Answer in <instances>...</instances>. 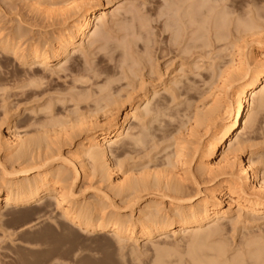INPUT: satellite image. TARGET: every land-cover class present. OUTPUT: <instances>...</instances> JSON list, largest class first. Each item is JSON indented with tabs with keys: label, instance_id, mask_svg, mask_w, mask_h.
<instances>
[{
	"label": "bare ground",
	"instance_id": "1",
	"mask_svg": "<svg viewBox=\"0 0 264 264\" xmlns=\"http://www.w3.org/2000/svg\"><path fill=\"white\" fill-rule=\"evenodd\" d=\"M43 1L44 0H42L41 3H43ZM165 1L167 6L166 4L164 5L166 8L161 12L163 15H160L161 19H165L163 22L164 30H162L167 33L169 32L171 39L169 45L165 43V48L161 50V56L162 53H174L175 51L172 52L173 47H178V50L180 47H198L194 44V41H196L195 37L198 35L195 37L193 35L192 37L189 30L191 27H196L202 23H197L199 20H194L195 16H198L196 15L198 14V11L202 12L204 9H207L211 12L214 6H212V9H209L210 6H207V4L209 5L213 0ZM125 2L126 1H124V3H116L115 0L65 1L64 5L66 7H63L66 8V16L68 18L66 17L61 31L58 32L54 38H51L52 40L49 38L50 36L48 37L50 40H47L45 37L47 43L44 42V45L30 44L29 46L27 45V48H24L25 43L22 44L21 42L27 34H25L26 32H20L21 30H19V28V31L16 29L15 33L5 38H2L0 32V50L4 52L5 57L9 55L21 63V65L23 64L24 66L31 68V70L33 69V77L28 75L32 78V81L35 80L36 77L39 78L37 76L38 71L40 72L42 70L45 71L48 68L50 69V67H52L51 64L53 63L59 64L60 69L65 70V67L69 64L68 58L79 55V53L84 54L86 50L91 49V47L95 45L94 43H99L95 42V40L99 35V31L102 30L101 28L106 25L104 22L107 21L106 19H108L110 14L115 17L120 9L129 4L128 1V3ZM253 2L255 1L253 0ZM253 2H250L249 4H253ZM17 4H19V2ZM17 4L14 6H17ZM213 5L215 4L213 3ZM9 6L12 8L13 5L11 6L9 4ZM9 6L7 5V7ZM41 6H43V4ZM216 7L213 10L217 9ZM232 7H228L227 5L223 6V11L221 9V13L218 11L220 16L215 18L218 19L215 22L213 21L215 20L213 19L214 16L211 17L214 22L212 24L214 44L218 42L226 43V47H234L239 56L233 61V66L230 68L229 73H226L227 79H225V83L223 82L224 85L226 84L225 87L229 85V88H227L230 90L232 88L234 90L233 93L236 99L235 110H232L230 104H228L230 109L227 107L226 111H235L232 119L228 121V123L217 128L219 121L224 122L226 119L223 117L224 120L219 119L222 115H218L220 117L218 118L219 121H217L216 118L218 116H215L216 113L214 109V106L216 105H212L213 107L211 106L213 109H209L211 107L208 106L207 109L204 106L206 108L205 110H200L201 108H198L199 110H195L196 112L192 115L190 114L191 116L189 118H191V122L188 121L191 124L189 128H185L189 125V122L185 127L181 125L187 130V133H184L185 129L180 127V130L174 135L175 140L173 151L170 155H166L167 157L165 156L166 158L164 157V160L161 159L159 161L160 164L155 165L153 163V167H150L151 164H141L142 166L139 165L140 167L135 165L125 166L127 162L124 164V162H122L123 160L121 162L116 160L125 155L129 156V154H138V149L145 147L147 129H143L146 131L145 133L137 127L139 130L138 132L135 130V124L137 122L132 124L133 121H138L139 124H142L146 121V118L152 116V114L160 117L169 112V110H167V104H165L166 102L163 100L166 95L164 97L158 96V91L156 92L154 88L152 90H149L150 88L148 89L147 78L149 81L157 82L160 81V78L162 79V77L154 78L155 74H158L156 73L158 70L156 71L154 69L155 65L153 66V63H149V61H151L150 59H147V61L145 58L142 62H139V59L137 60L138 57L135 59L134 57L137 55L133 56L135 50L132 47L123 46L124 49L122 48V50L124 51L117 47V49H120L123 54V58L120 57L124 61H120L122 62V65H119L122 70V77L133 76L135 77V80H138L136 79L138 75L135 71L137 69L135 68L142 65L141 71L144 72V70H147V73L141 76L142 78L140 77L141 80L139 78L140 82L134 88L135 90L132 92L130 91L131 93H128L124 100L120 98L117 92L119 99H111L113 94L110 92L107 96H102V101H104L105 104H103L104 102L102 103V101L98 102L100 100H97V102L94 101V106L87 103L88 106H86L89 109H93L90 112L87 108V111H89L86 112L87 114L84 112V115L79 114L77 115L78 117H74L75 119H73L71 118V115L74 111L70 109L71 114L69 115L70 117L68 119L70 120H68V122L62 121V118L56 120V117L53 114H51L53 116L47 115L48 113H46V110H49V108H46L45 106L46 110L43 112L46 111L45 115L51 118L47 116H45V118L47 117L45 120L36 118L37 120L33 122V125L38 127V130L35 129L38 135L35 134V137H29L28 134H24L25 136L18 134L15 124H12L13 122L8 123L10 118L8 119L7 115H5L4 118L2 117L3 119L0 121V172L2 171V174L0 173V217L2 216V211L33 210L35 212L45 211V213H49L51 208L54 209L55 214L57 213L58 221L62 227L67 230L72 229L80 234L89 235L90 237L93 235L94 237L95 235H102L107 237V239L109 238V240L116 241L120 246L128 245L133 251H135L134 249H137L136 251H138L140 247L146 248V246L148 247V245H151L152 248L153 246L154 251H156L154 254L156 253L157 255V257L155 255L156 259L154 260V264H264V154L258 155V152L256 151H259L260 148L257 150L258 145L254 144V141L257 139V136L260 135L264 125V33L262 34L263 31L261 30V27L260 30H258V26L255 22H252L253 20H251V23L249 22V25L248 23H245L248 22V19L242 20V15H240L241 20L240 18L238 19L239 22L235 21L237 23L236 25L233 23L235 31L231 32L229 30V32V26L227 29L226 25L227 18L225 19L224 17H227V15H230L233 12H231ZM48 9H50V7ZM196 9L198 11H196ZM65 10L62 9L61 13H64L63 11ZM247 11L245 12L247 13L246 15L253 14L254 17H256L257 12L254 10ZM214 13L216 14V12ZM210 14H208V16H210ZM157 16L159 15L157 14ZM21 18L23 17L20 16V19ZM205 18H207V16H205ZM203 21V24L205 25V19ZM56 22L58 21L56 20ZM153 22H155V20ZM230 24L228 23V25ZM201 25L202 24H200L198 28L201 29L203 27ZM133 28L134 27L132 26V31ZM135 32L134 34L137 33ZM125 33L127 34V32ZM141 34H143V32ZM129 38L126 40L128 41ZM103 39H106L105 36ZM230 39L232 40L230 41ZM228 40L230 42H228ZM113 44H111V46ZM254 45H256V47H254ZM104 48L106 49V46ZM99 49H103V47L98 48V50ZM105 49L103 50L105 51ZM146 49L147 51H145ZM188 49L187 51L190 50L191 52V49ZM145 50L144 52L146 53L151 52L148 47H145ZM144 52L142 51V53ZM106 55L107 54H105V56ZM111 56L113 57V55ZM111 56L109 59H111ZM145 56L147 57L146 54L144 57ZM205 60H207V58ZM112 61L114 62V60ZM125 65L127 67H125ZM116 66L114 67L116 68ZM51 72L54 71L51 70ZM85 72L89 74V71ZM96 72L98 73V71ZM224 75L225 74L222 73V76ZM144 78L146 80H144ZM109 79L110 78H108V80ZM125 79L126 78H124V81L128 82ZM116 80L118 81V78L115 79V81ZM39 81L40 80L38 79L33 81V86L39 87ZM124 81L120 82L124 83ZM107 82L108 81H106V86ZM110 84L112 83L110 82ZM232 84L237 85L236 87H233ZM84 85L83 87H85ZM101 85L104 84L101 83ZM176 85L177 84H175V86ZM95 86L96 84L94 87ZM175 86L174 88L165 86L164 90L167 94L171 95V98L173 96L174 99H177L179 94ZM111 87L112 86H110V88ZM128 88H126V90ZM185 88L183 89L186 91L189 89L193 90L188 84ZM106 89L104 90L106 91ZM183 89L182 91L180 90V92L183 93ZM81 90H83V88ZM92 93L89 92V94ZM185 93H189V91ZM233 93H230V91L227 93L228 98L229 94H232V98L230 96L232 102ZM60 95L58 98H60ZM94 96H97V93L96 95L94 94ZM73 98H75L73 99L76 108L74 112L75 114L80 112L78 109L79 106L83 104L82 102L86 103L87 100L90 101L91 99H89L88 96H86V99H81V96H79L78 99L74 95ZM34 101H37V99ZM215 102L214 104H216ZM66 103L67 102H65V104ZM228 103H230V101ZM48 105L49 103L47 106ZM50 105L52 106V109L53 105ZM221 106L216 108H220V110L217 111L218 113L222 109L225 110V107L221 109ZM142 107L145 109L142 110ZM19 108L20 107H18V109ZM3 110H5V108ZM81 111H83V109ZM248 112L249 115H247ZM99 113H104L105 116L107 114V118H105L107 120H104V122L98 121L97 115H99ZM35 114L36 113H34V115ZM225 115L228 117L227 114ZM7 123L10 124V126L8 125V135L4 134L2 131V128H4L2 126H4V124L7 125ZM29 127H31V125ZM181 129H184V131H181ZM204 136L208 139L207 141L203 140ZM80 137H82V139ZM77 138H80L81 140L76 142ZM68 145L75 147V151L70 153V156H67L64 151V148H67ZM256 155L258 156L255 157ZM112 158H116L115 161L117 162L114 163V159ZM132 159L134 160L135 158ZM88 162L91 164L92 170H94V172L92 171L94 173L93 175L99 177L100 181L98 180V183L102 182L106 184L107 187H99L93 200L91 198L92 201L89 200L90 202H83L79 201V194L75 189L80 179H83V181L89 180L90 174L88 175V169L91 170V166L89 167ZM158 166H161L162 169L158 168ZM136 167L139 168L136 169ZM155 167L158 168V170ZM117 170L124 171H122L123 176L121 180H117L115 177ZM55 220L57 222V219ZM254 226H256L255 228L263 227L262 229L259 228L260 232H258V229L256 231L254 230L256 233L253 231L244 232V230L248 231ZM179 237L182 238L183 241L181 239L180 242H178V245H175L178 249L175 248V251L173 252L170 248H168L170 249L169 251L167 248L164 250L163 247L161 248L159 246L161 243L174 238L178 239ZM24 243L26 244V242ZM179 243H182V245H179ZM179 248L183 251H180ZM176 250H179V252H176ZM174 252L176 254H174Z\"/></svg>",
	"mask_w": 264,
	"mask_h": 264
},
{
	"label": "rangeland",
	"instance_id": "2",
	"mask_svg": "<svg viewBox=\"0 0 264 264\" xmlns=\"http://www.w3.org/2000/svg\"><path fill=\"white\" fill-rule=\"evenodd\" d=\"M5 1H7L8 3ZM30 1L31 0H14V1L13 0H0V23H1L0 24V32L2 34L1 36H2V38H5V37L15 33L16 29H17V31L21 30L20 32H24V33L26 32L25 34H27V36L25 38H23L22 39L23 41L21 42L22 44L25 43L24 48H27L30 44H42V45H44L45 44L44 42L47 43V40L54 38V36H56V34L61 31V28L63 27V23L65 22L66 17H67L66 16V10H65L66 8H64L66 6L64 5V3H65V1H68V0H47V1L44 0L43 3H41L42 0L41 1L32 0L31 2ZM74 1H78V0H74ZM124 1H126L125 3L129 2V4H127L126 7L124 6L122 9L119 10L121 13L118 11L116 13L115 17H114V15L112 16L110 14L108 19H106L107 21L104 22V24H106V25L103 27L104 29L103 28H101L102 30L100 29L101 31H99V35H98V37H96V40H95V42H99V43H94L95 45L93 44L94 46L91 47V49L86 50V52L84 50V52H85L84 54L79 53V55H76L72 58H68L69 64H68V66H66L67 68L65 67V70L60 69L59 64L53 63V64H51L52 67H50V69L48 68L45 71L42 70L40 72L39 71L37 72V74H38L37 76L39 78L36 77L35 80H37V79L40 80L39 85L41 87L40 86L39 87L33 86L34 85L33 81H35V80L32 81V78H31V77H33L32 76L33 75L32 74L33 69L31 70V68H28L27 66H24L23 64L21 65V63H19L18 61H16L15 59H13L9 55H7L5 57L4 52L0 50V58H1L0 59V64H1L0 65V117H1L0 121L4 118L5 115H7L8 119L10 118L8 123L13 122L12 124H15L18 134H20V135L28 134L29 137L30 136L35 137L36 136L35 134H37V131L35 129L38 130V127L36 125L34 126L33 122L36 121L37 119L41 118L42 120H45V119H47V117H49L47 115L53 114L56 117L55 118L56 120L57 119L59 120L61 118L63 119L62 121H65V122H68V120H70L68 118L70 117L69 115L71 114V110L75 112V109H76L75 103L73 102L74 101L73 99H75V98H73V95L76 96V98H78V99H79V96H81V99H84V98L86 99V96H88L89 99L91 98L90 101L87 100L86 103L82 102L83 104L80 105L81 107L79 106V109L77 108L80 111V112H77L78 114L77 113L75 114L73 112V114L71 115V118H73V119L78 117L77 115H79V114L84 115V112H85V114H87L86 112H89V111L91 112L93 109H89L87 107L88 106L87 103L91 106H94L95 105L94 101L97 102V100H100L98 102H101L103 99L102 96H105V95L107 96V94L110 92H111V94L115 95V96L112 95L111 99L115 98L116 100H118L119 99L118 94H119L120 98L124 100L127 97L128 93L130 94L133 90H135L134 88L136 87L137 84H139V82L142 78L141 76H143L144 74L147 73V70H144V72L141 71L142 65H139L137 68H135L137 70L134 69L138 75L136 77V79H138V80H135V77H133V76H131V77H127V76L122 77L123 75L121 76L122 70H121L120 66L122 65V62L124 61V60H122V58H123L122 57V55H123L122 51H124V50H122V48L124 49V47H132V48H134L135 53H133V52H131V53L134 54L133 56L137 55L134 58L136 59L138 57L137 60L139 59L140 60L139 62H142V60H144L145 58H146V60L150 59L151 61H149V63L150 64L153 63L152 65L153 66L155 65L154 69L156 71L158 70L156 72L158 74H155L154 78L162 77L163 80L160 78V81H158L159 83L157 81H149L147 78L148 89L150 88L149 90H152L154 88L156 90V92L158 91V93H157L158 96L164 97L166 95L165 98L163 99L166 103L164 101L163 102L165 104H167V108H168L167 110H169V112L165 113V115L163 114L162 116H160L162 119L159 116H157V115L154 116V114H152V116L146 118V121L142 123L143 125L139 124L138 121H133V122L131 121L132 124L136 123V122L138 123V124L137 123L135 124V128H136L135 130H137L138 132H139V130H142L145 133L147 131V135L145 134L147 136V139L145 141L147 144L145 143V145H144L145 147L139 148L140 151L138 149V154L134 153L132 155L129 154V156L125 155V156L120 158L121 160L116 159V158H112V159H114L113 160L114 163L117 162V161H115V159H116L119 162H121L123 160L122 162H124V164L127 162L125 164V166H127V165L128 166H131V165L139 166L141 164L142 165L143 164H146V165L151 164L150 167L151 166L153 167L154 164L155 165L160 164L159 161L161 159H163L166 155H168V154L170 155V153L173 151V148H174L173 144H174V140H175L174 135L177 134L178 130H180V127L184 128L186 126V124L191 119L189 117L193 113H195L197 110H199L200 108H201L200 110H203V109L205 110L206 108L208 109V107H211L212 105H216V106H214L215 113H216L215 116L217 117L218 115H220V116L222 115L221 118H219L220 116H218L216 118L217 121H219V119H223V118L226 119V120L223 119L224 122L222 120H221L222 122H220V121H219V123L217 122L218 123L217 128L218 127L220 128L221 125L228 123V121H230L232 119V116H233L235 111L232 112L230 110L231 112L230 111L228 112L226 110H227V107L229 108L230 106H231L232 110H235L236 99H235L234 93H233L234 90L232 88H231V90L228 89L229 85L227 86L228 88L225 87L226 84L224 85V83L226 81L225 79H227L226 73L227 74L229 73L230 68L233 66V61L236 60L239 56H238V52H236V49L234 47H232V48L226 47V43H219L218 42V43L214 44V34H213L212 24L216 20H218L215 18L220 16L219 12L221 13L220 9L223 11V8H222L223 6H226V5L228 7L233 6L231 8L232 9L231 12L233 11L234 13L232 12L230 15H227V17H224L225 19L227 18L226 19L227 21L226 20L225 21H226L227 29L229 26L228 31L229 30L231 32L235 31L233 23H235V25H236L237 24L236 22L240 18V15H242L243 16V17L241 16L242 20L248 19L247 20L248 22H245V23H248V25H249L251 23V20H253L252 22H255V24H257V26H258V30H260V27H261V30L263 31V32L262 31L261 32L263 34L264 33V0H254L255 2H253V0H227V1H225V0H213V2L210 1L212 3H209V5L207 4V6H210L209 9H212V6H214V8H215L218 5L216 7L217 9L213 10L214 9L213 8L211 10V12H209L207 9L206 10L204 9L202 12L198 11L196 9V11H198V14H196V13L195 14L198 16H195L194 20H199V21H197V23L202 22L200 24H202L201 26H203V27L200 29V28H198V26L200 24L199 25L196 24L197 25L196 27L193 26L189 30V33H191L192 37H193V35H194V37L196 35H198L195 37L196 41H194L195 42L194 44L198 47H191V48L188 47L189 49H191V52L187 47H180L179 50H178V47H176V48L173 47L172 52L175 51L174 53H170V54L164 53L165 55L162 53V56H161V50L163 48H165L164 46L166 44L169 45L170 39H171L170 33L163 31L164 30L163 29L164 28L163 22L165 19L164 18L161 19V16L163 15L161 12H163L165 10L164 8H166V7H164V5L166 4V1L165 0H115L116 3H121V2L124 3ZM3 2H4V4H3ZM18 2H19V4H17ZM250 2L251 3L253 2V4H249ZM14 3L17 4V6H14L15 5ZM213 3L215 5L216 4L217 5L216 6L213 5ZM9 4L11 6L13 5L14 7L12 6V8H11L9 6ZM42 4H43V6H41ZM7 5L9 7H7ZM48 6L50 7V9H48L49 8ZM166 6H167V4H166ZM14 8H15V10H14ZM249 8H251V9H249ZM62 9L65 10V11H63L64 13H61ZM16 10H18V11H16ZM48 10H51V11H48ZM247 10L248 11L254 10L255 12H257L256 17H254L253 14H252L253 16L251 14L246 15L247 13H245V12ZM32 11H34V12H32ZM133 11H134V13H133ZM205 11L206 12L208 11V12L206 13ZM21 12H22V15H21ZM48 12H50V13H48ZM126 12H128V13H126ZM214 12H216V14ZM13 13H14V15H13ZM244 13H245V15H244ZM157 14L159 16L160 15L161 16L159 17V16H157ZM203 14H204V16H203ZM208 14H210V16H208ZM194 15H193V17H194ZM200 15L202 16V18ZM20 16L23 18L20 19ZM51 16H52V19L54 21L51 19ZM205 16H207V18H205ZM211 17H213V19H215V20H213ZM148 18H149V20H148ZM203 18L205 19V22H206L205 25L203 24V22H204ZM219 19H220V17H219ZM49 20H50V22H49ZM56 20L58 22H56ZM154 20H155V22H153ZM200 20H202V21H200ZM240 20H241V18H240ZM130 22L131 23L133 22V23L131 24ZM228 23L229 24L232 23L233 25L232 24L228 25ZM52 24H54V25H52ZM28 25H30V26H28ZM21 26H23V27H21ZM132 26L134 27L133 31L131 30ZM105 27H107V28H105ZM145 27H146V29H145ZM147 29H149V30H147ZM206 29H208L209 31ZM28 30H29V32H28ZM120 30H122V31H120ZM135 30L137 33L135 32ZM144 30L147 32H145ZM195 30L198 32V34ZM123 31L127 32V34ZM134 32L136 34H134ZM140 32L141 33L143 32V34H141ZM29 33H31V34H29ZM146 33H149V34H146ZM150 33L152 34V36ZM107 35H110V36H107ZM191 35H190V37H191ZM104 36L106 38L105 40L103 39ZM122 36H123V38H122ZM202 36H203V38H202ZM45 37L47 38L46 41H45ZM48 37L50 39H48ZM128 38H129L130 42H129V40L128 41L126 40ZM141 38H142V40H141ZM149 38H150V40H149ZM131 39L133 42L131 41ZM102 40H104V41H102ZM145 40H147L148 42ZM231 40L232 39H230V41ZM230 41L228 40V42H230ZM192 43H190V44H192ZM111 44H113V45L111 46ZM136 44H137V46L139 44V46L137 47ZM120 45H121V47H120ZM146 45H148V46H146ZM105 46H106L107 50L104 48ZM101 47H103V49H105V51L103 49L98 50V48H101ZM117 47L121 48L122 51L120 49H117ZM145 47H148L149 51H151V52H149V51H148L149 53L144 52ZM154 47H155V49H154ZM254 47H256V45H254ZM185 48H186V50H185ZM233 48H234V50H233ZM187 49L189 51H187ZM110 50H111V52H110ZM138 51H139V53H138ZM142 51L144 53H142ZM145 51H147V49ZM185 51H186V54H185ZM104 53L107 54L106 55L107 57L105 56ZM150 53H151V55H150ZM139 54H141V55H139ZM145 54L147 55V57L146 56L144 57ZM109 55L110 56L113 55V57L111 56V59H109V57H110ZM163 55H164V57H163ZM73 58H74V60H73ZM154 58H156V59H154ZM206 58H207V60H205ZM112 60H114V62ZM152 60H153V62H152ZM120 61H122V62H120ZM157 61H159V62H157ZM126 65H125V67H127ZM114 66H116V68ZM182 68H183V70H182ZM51 70L54 71L55 73L51 72ZM16 71H18V72H16ZM85 71H87V72L89 71V74L86 73ZM96 71H98V73ZM114 71H116V72H114ZM93 72L94 73L96 72V73L94 74ZM100 72H101V74H100ZM222 73L225 75L222 76ZM86 74H88V75H86ZM28 75L31 77H29ZM158 75H160V76H158ZM95 76H97V77H95ZM107 76H109V77H107ZM83 77L85 78L86 82L84 81ZM87 77H89V78H87ZM119 77H120V80H119ZM108 78H110V79L108 80ZM117 78H118L119 82L117 80L115 81V79H117ZM124 78H126L125 80H127L129 83L125 82ZM132 78H134V79H132ZM139 78H140V80H139ZM41 79H42V81H41ZM144 80H146V79L144 78ZM87 81H88V83H87ZM106 81H108L107 86H106ZM120 81H122V82L124 81V83H122ZM174 81H175V83H174ZM191 81L194 83H192ZM36 82H38V81H36ZM110 82L112 84H110ZM29 83H30V85H29ZM101 83L104 85H101ZM186 83L191 87V89H193V90L189 89L188 90L189 93H185V92H188L185 90L186 89L185 87H187ZM84 84H86V85H84ZM87 84H89V85H87ZM93 84L94 85L96 84V86H95L96 88L94 87ZM175 84H177V85L175 86ZM16 85H18V86H16ZM83 85L85 87H83ZM167 85H170V86H167ZM171 85H174L175 88H177V90H178L179 97L177 99H174L173 96L171 98V95L167 94V92L164 90L165 86L169 87V88L170 87L174 88V86H171ZM182 85H184V86H182ZM222 85H223V87H222ZM232 85H233V87H236L237 84L236 85L232 84ZM8 86H9V88H8ZM110 86H112V87L110 88ZM127 86L128 87L131 86V87L128 88ZM106 87H107V89H106ZM34 88H36V89H34ZM78 88L80 90L83 88V90L80 91ZM126 88H128V89L126 90ZM183 88H185V89H183ZM14 89H15V91H14ZM73 89H75V90H73ZM84 89H86V90H84ZM104 89H106V91ZM182 89H183V93L180 92V90L182 91ZM228 90L230 91V93H233V102L231 99L232 94L231 95L229 94V98L227 96L228 95L227 93H229ZM78 91L80 92V95H79ZM89 92L90 93L93 92L95 95L97 93V96H94L93 93L89 94ZM48 93H49V96H48ZM23 94H24V96H23ZM56 94H58V95H56ZM184 94H187V95H184ZM59 95H60V98H58ZM8 96H9V98H8ZM18 96H19V98H18ZM32 96H33V98H32ZM53 96H54V99H53ZM68 96H69V98H68ZM99 96H100V98H99ZM230 96H231V98H230ZM41 98H42V100H41ZM36 99H37V101H34ZM38 100L39 101L41 100V101L39 102ZM195 100H196V102H195ZM215 100H216V102H215ZM229 101H230V103H228ZM65 102H67V103L65 104ZM70 102H72V103H70ZM103 102L104 101H102V103ZM198 102H199V104H198ZM214 102L216 104H214ZM218 102L219 103L221 102V103L219 104ZM48 103H49V105L50 104L53 105L52 109H51V107H52L51 105L47 106ZM103 104H105V102ZM217 104H218V106L222 105L221 109L225 107L224 108L225 110L222 109L223 111L221 110L218 113L217 111L220 110V108L216 109V108H218ZM228 104H230V106ZM56 105H57V107H56ZM45 106H46V108L48 107L49 110L48 109L46 110ZM18 107H20V108L18 109ZM63 107L67 110H65ZM143 107H145V106H143ZM143 107H142V110L145 109ZM212 107L209 109H213ZM4 108L7 112L5 110H3ZM87 108L89 109V111H87L88 110ZM39 109H40V113H39ZM82 109H83V111H81ZM44 110L47 111V112L45 111L46 113H48L47 115H45V112H43ZM167 110H166V112H167ZM223 112H225V113H223ZM3 113H4V115H3ZM34 113H36V114L34 115ZM225 114H227L228 117ZM53 115H51V116H53ZM247 115H249V112L247 113ZM45 116H47V117L45 118ZM97 116H98V118L97 117L96 118L98 119V121L104 122V120L105 121L107 120V119H105V118H107V114L105 116L104 113H99V115H97ZM49 118H51V117H49ZM158 118H159V120H158ZM184 122H186V123H184ZM190 122L188 123L189 125H187V127H185L186 129L189 128V126L191 124ZM8 123H7V125L4 124V126H2V127H4V128H2V131L4 134H7L9 131L8 127L10 126V124H8ZM161 123H162V125H161ZM30 125H31V127H29ZM181 125L184 127H182ZM137 127L139 128V130ZM26 128H28V129H26ZM144 128H145V130L146 129L147 130L146 131L143 130ZM32 129L35 131H33ZM156 129H157V131H156ZM184 129L183 130L181 129V131H184ZM186 129H185L184 133L187 131ZM138 132H136V133H138ZM33 134H34V136H33ZM148 135H150V136H148ZM205 137L206 136L203 137V140L207 141L208 139ZM80 138L82 139V137H80ZM80 138L79 139L77 138L76 142H79L81 140ZM254 142H253L254 144L258 145L257 150H259V148H260V150H259L260 152L256 151V152H258V155H261V154L263 155L264 154V145H263L264 144V125H263V129L260 132V135L257 136V139ZM64 151H65L67 156H70L71 155L70 153H73L75 151V147L72 145H68L67 148L66 147L64 148ZM258 155H256L255 157H257ZM132 158H135V159L133 160ZM151 160H154V161H151ZM216 160H217V158H216ZM90 166H91V164L89 163V167ZM139 167H136V169H138ZM158 168L162 169L161 166H158ZM158 168H156V169L158 170ZM90 169L91 170L88 169V171H89L88 175L90 174L89 180L83 181V179H80L78 184H77V187L75 189L76 191H78L77 193L79 194L78 195L79 201L90 202L93 200V197H94L96 191L99 189V187L100 188L101 187L102 188L107 187L106 184H104L102 182H101L102 184L100 182L98 183L99 177H96L93 175L94 170H92V166ZM0 170H1V168H0ZM123 170H124V168H123ZM153 170H154V168H153ZM90 171L91 172L93 171V172L91 173ZM122 171L117 170V172L115 174L116 175L115 177L117 180L122 179L123 172H124V171L123 172ZM0 173L2 174V171ZM92 175H93V177H92ZM91 198H92V200H91ZM50 210L51 211L49 213L48 212L45 213V211L44 212L43 211H38V212L36 211L35 212L33 210H31V211L30 210H27V211H25V210H11L10 212H3V211L1 212L2 216L0 217V264H154V260L156 259L157 255H156V253L154 254V252H156V251H154L153 246H152V248H151V245H148V247L146 246V248L140 247L138 249V251H139L138 252V251H136L137 249H134L135 251H133V249L131 247H129L128 245L127 246H125V245L120 246V244L117 243L116 241L109 240V238L107 239V237L102 236V235H100V236L95 235V237L93 235L90 237L89 235L82 234V233L80 234L79 232L72 230V229L67 230L66 228L62 227V225L58 221V216H57V213L56 214L54 213L55 212L54 209L50 208ZM55 219H57V222ZM256 226L251 227L248 231L244 230V232L253 231L254 233H256L255 231L257 229H258V232H260V229H262L263 226H261V228L260 227L255 228ZM242 232H243V230H242ZM181 239L182 238H180V237L178 239H175V238L170 239L164 243L159 244V246L161 248L163 247L164 250H166L165 248H167V249L170 248V249H172V252H173V251H175V248L177 247L175 245L176 244L178 245V242H180ZM20 240H21V242H20ZM182 241H183V239H182ZM24 242H26V244ZM179 245H182V243L181 244L179 243ZM161 248H159V249H161ZM170 249H168V250L170 251ZM176 249H178V248H176ZM179 250H180V248H179ZM179 250L178 251L176 250V252H179ZM180 251H183V250H180ZM174 254H176V253L174 252ZM155 255H156V257H155ZM173 260H174V258H173Z\"/></svg>",
	"mask_w": 264,
	"mask_h": 264
}]
</instances>
